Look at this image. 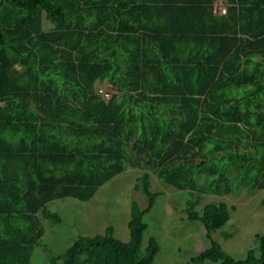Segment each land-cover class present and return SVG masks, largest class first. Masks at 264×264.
Listing matches in <instances>:
<instances>
[{
	"label": "trees",
	"instance_id": "obj_1",
	"mask_svg": "<svg viewBox=\"0 0 264 264\" xmlns=\"http://www.w3.org/2000/svg\"><path fill=\"white\" fill-rule=\"evenodd\" d=\"M213 2L0 0V264H30L41 217L61 221L47 202L87 201L127 164L145 170L148 199L131 205L129 240L108 226L49 264H153L149 171L190 195L186 219L211 240L188 264H264L263 234L242 259L213 239L226 202L195 211L201 194L264 190V0H229L224 15Z\"/></svg>",
	"mask_w": 264,
	"mask_h": 264
},
{
	"label": "rangeland",
	"instance_id": "obj_2",
	"mask_svg": "<svg viewBox=\"0 0 264 264\" xmlns=\"http://www.w3.org/2000/svg\"><path fill=\"white\" fill-rule=\"evenodd\" d=\"M44 25L45 28L49 26L48 23ZM144 173L145 170L127 164L121 173L101 185L87 201L67 196L47 202L46 208L56 213L61 221L53 223L51 219L41 217L44 233L33 249L30 264H49L51 257L65 255L78 236L101 234L108 226L114 227L117 238L128 241L132 203L144 208L148 202L141 188L136 187L138 178ZM149 178L151 190L159 195L154 206L144 215L147 228L143 232L142 249L150 237H155L160 250L153 264H188L191 257L211 245V240L204 237L206 230L202 222L186 219L184 210L190 195L165 183L152 171H149ZM263 198L264 190L248 193L243 187L226 195L201 194L195 211L203 215L210 202L224 201L229 205V221L225 227L212 233V237L226 252L242 259L250 248L256 247L255 234L264 235ZM224 231L231 232L233 236L226 239ZM60 262L58 260L56 264ZM206 264L217 263L206 261Z\"/></svg>",
	"mask_w": 264,
	"mask_h": 264
},
{
	"label": "built area",
	"instance_id": "obj_3",
	"mask_svg": "<svg viewBox=\"0 0 264 264\" xmlns=\"http://www.w3.org/2000/svg\"><path fill=\"white\" fill-rule=\"evenodd\" d=\"M218 11L224 14L226 12V9L224 7H221L218 9ZM112 92H114V89L110 84L100 86L98 88V93L101 94L104 99H109Z\"/></svg>",
	"mask_w": 264,
	"mask_h": 264
},
{
	"label": "crops",
	"instance_id": "obj_4",
	"mask_svg": "<svg viewBox=\"0 0 264 264\" xmlns=\"http://www.w3.org/2000/svg\"><path fill=\"white\" fill-rule=\"evenodd\" d=\"M230 4V2H229V0H214V2H213V13L214 14H218V15H224L223 13H220L219 11H218V9L219 8H221V7H224L226 10H227V6ZM218 8V9H217ZM260 59V57H256V58H254L253 60L254 61H257V60H259ZM251 66L253 67L254 65L253 64H251ZM102 84V83H101ZM104 84V83H103ZM98 85H100V83H97V86Z\"/></svg>",
	"mask_w": 264,
	"mask_h": 264
}]
</instances>
